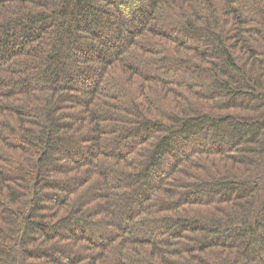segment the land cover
Listing matches in <instances>:
<instances>
[{
    "label": "trees",
    "instance_id": "trees-1",
    "mask_svg": "<svg viewBox=\"0 0 264 264\" xmlns=\"http://www.w3.org/2000/svg\"><path fill=\"white\" fill-rule=\"evenodd\" d=\"M0 264H264V0H0Z\"/></svg>",
    "mask_w": 264,
    "mask_h": 264
}]
</instances>
